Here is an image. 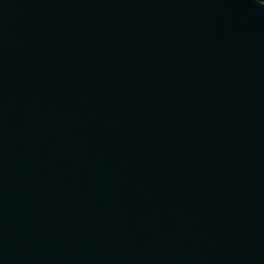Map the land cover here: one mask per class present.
Returning <instances> with one entry per match:
<instances>
[{
  "label": "water",
  "instance_id": "95a60500",
  "mask_svg": "<svg viewBox=\"0 0 264 264\" xmlns=\"http://www.w3.org/2000/svg\"><path fill=\"white\" fill-rule=\"evenodd\" d=\"M0 264H264V3L0 0Z\"/></svg>",
  "mask_w": 264,
  "mask_h": 264
},
{
  "label": "clouds",
  "instance_id": "9594fccd",
  "mask_svg": "<svg viewBox=\"0 0 264 264\" xmlns=\"http://www.w3.org/2000/svg\"><path fill=\"white\" fill-rule=\"evenodd\" d=\"M262 3H264V0H261Z\"/></svg>",
  "mask_w": 264,
  "mask_h": 264
}]
</instances>
